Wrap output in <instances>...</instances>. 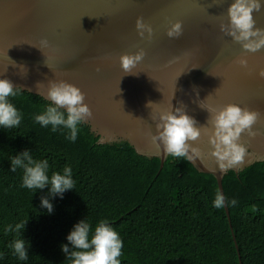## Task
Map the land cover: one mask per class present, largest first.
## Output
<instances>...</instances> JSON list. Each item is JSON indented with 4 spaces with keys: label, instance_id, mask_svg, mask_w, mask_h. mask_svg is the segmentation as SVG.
<instances>
[{
    "label": "water",
    "instance_id": "1",
    "mask_svg": "<svg viewBox=\"0 0 264 264\" xmlns=\"http://www.w3.org/2000/svg\"><path fill=\"white\" fill-rule=\"evenodd\" d=\"M231 3L0 0V79L47 101L51 83L77 86L92 113L83 123L99 144L125 141L139 155L158 157L160 168L168 156L158 139L160 115L181 109L200 130L196 140L187 142L193 157L188 161L213 175L224 194L222 179L228 171L238 175L264 161V46L250 51L233 39ZM253 18L255 28L264 30V3ZM137 19L152 28L151 36L145 31L141 37ZM177 21L182 34L170 38L167 31ZM140 50L145 56L125 73L119 57ZM227 104L256 112L258 118L238 140L247 149L243 161L221 171L209 142L215 132L211 109ZM223 208L230 225L226 202Z\"/></svg>",
    "mask_w": 264,
    "mask_h": 264
},
{
    "label": "trees",
    "instance_id": "2",
    "mask_svg": "<svg viewBox=\"0 0 264 264\" xmlns=\"http://www.w3.org/2000/svg\"><path fill=\"white\" fill-rule=\"evenodd\" d=\"M16 89L10 100L22 113L21 125L0 129V264H67L61 245L74 250L66 239L73 226L101 219L123 241L121 264H240L238 256L241 264H264V161L222 179L231 231L224 208L212 206L218 191L213 175L170 155L160 168L158 157L139 155L125 141L99 144L85 123L71 142L67 130L34 123L49 101ZM25 150L49 161V175L70 166L75 188L63 198L49 187L35 193L21 188L22 169L13 172L10 157ZM41 198L52 203L51 213ZM233 199L235 206L228 203ZM22 220L27 261L7 247L17 234L4 233Z\"/></svg>",
    "mask_w": 264,
    "mask_h": 264
},
{
    "label": "clouds",
    "instance_id": "3",
    "mask_svg": "<svg viewBox=\"0 0 264 264\" xmlns=\"http://www.w3.org/2000/svg\"><path fill=\"white\" fill-rule=\"evenodd\" d=\"M262 3L264 0H233L228 8L229 22L233 28L230 35L250 51L264 46V36L261 35L264 30L255 28L253 18V12L260 11ZM136 27L141 37L145 31L151 36L152 28L141 19H137ZM181 34L182 24L179 21L172 23L167 31L170 38L179 37ZM255 37L261 38L253 39ZM144 56L143 50L135 54L121 55L119 62L122 70L130 73ZM239 63L242 67L246 64L242 59ZM260 76L264 77V71L260 72ZM17 95L18 89L10 80L0 79V129H17L21 125L22 113L10 100V97ZM47 99L50 103L42 112L33 116L34 123L42 128L51 126L52 132L67 130L66 139L75 142L78 126L92 115L91 109L85 103L84 93L77 86L60 81L49 85ZM211 111L214 113L211 123L215 129L214 136L209 141L214 148L212 155L216 158L219 169L226 171L243 161L247 149L238 140L241 133L251 129L258 114L237 104H227L219 111L214 108ZM160 121L157 125L158 139L164 146V153L175 158L192 160L193 157L188 154L187 142L196 140L200 135L193 119L177 108L175 113H161ZM10 161L13 172L18 168L22 169L20 187L33 193L49 187L51 194L63 198L66 191L75 188L73 170L68 165L62 171H54L49 175V161L35 160L27 150L10 157ZM225 202V195L217 191L212 206L221 209L225 207ZM228 203L235 206L237 201L233 199ZM41 206L49 213L53 210V205L47 198H41ZM26 222L22 220L14 227L9 224L4 228L5 234L13 231L17 234L7 247L18 261L28 260V242L19 236ZM66 239L74 249L70 252L67 244L61 245V250L68 254L67 264H121L119 258L122 255L123 241L107 219L99 220L95 226L87 220H81L73 226Z\"/></svg>",
    "mask_w": 264,
    "mask_h": 264
}]
</instances>
